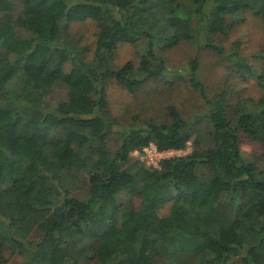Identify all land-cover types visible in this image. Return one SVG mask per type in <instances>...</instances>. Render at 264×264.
I'll use <instances>...</instances> for the list:
<instances>
[{
	"label": "trees",
	"instance_id": "16d2710c",
	"mask_svg": "<svg viewBox=\"0 0 264 264\" xmlns=\"http://www.w3.org/2000/svg\"><path fill=\"white\" fill-rule=\"evenodd\" d=\"M246 13L264 25V0H0V264L6 251L20 264H264V169L242 151L248 140L264 156V97L211 94L197 56L187 78L205 114L167 104L162 119L123 122L107 95L166 79L164 51L181 41L264 92V49L257 71L238 41L216 40ZM86 19L91 58L65 36ZM140 40V63L115 66L117 44ZM189 141L158 166L132 159Z\"/></svg>",
	"mask_w": 264,
	"mask_h": 264
},
{
	"label": "rangeland",
	"instance_id": "374dc122",
	"mask_svg": "<svg viewBox=\"0 0 264 264\" xmlns=\"http://www.w3.org/2000/svg\"><path fill=\"white\" fill-rule=\"evenodd\" d=\"M4 19L5 14L0 17V23ZM98 31L97 22L86 19L70 23L65 36L77 44L86 46L89 52L88 57L91 58ZM216 40L226 48L238 41L240 54L247 58L257 68V71L260 69L262 61L258 55L264 49V25L260 17L246 13L242 21L232 22V27L226 36H220ZM146 51L147 43L145 40L136 43L119 42L115 50L113 63L117 67L127 61H132L138 65ZM164 54L167 60L166 72L168 74L166 79L152 81L135 94L130 93L116 82L109 83L107 95L113 116L123 122L130 121L134 114H141L142 118L162 119L163 108L167 104H174L185 116L194 117L195 115L205 114L207 109L202 104V100L191 89L187 78L189 63L196 56L200 62V77L211 94L226 88L236 90L241 96L255 100L264 97V92L258 86L255 75L249 77L248 80L234 77V74L230 76L226 63L219 55L204 46H196L188 41H181L166 49ZM171 87L174 88L171 90ZM190 151L191 141L187 143L184 150H170L167 157L185 155ZM242 151L245 157L257 162L259 168L264 169V156L258 145L245 140L242 144ZM138 158L146 164L155 166H158V161L161 159L158 158L153 161L145 155L133 152L132 159ZM78 194L81 198H85L86 188ZM130 199V197H123L120 201L126 202L124 207H127L130 205ZM132 200L135 206L139 204L138 198L133 197ZM6 252L5 257L7 260L4 264H20L22 262V255Z\"/></svg>",
	"mask_w": 264,
	"mask_h": 264
},
{
	"label": "built area",
	"instance_id": "2783aa9c",
	"mask_svg": "<svg viewBox=\"0 0 264 264\" xmlns=\"http://www.w3.org/2000/svg\"><path fill=\"white\" fill-rule=\"evenodd\" d=\"M144 155L145 157L152 159L153 161L157 160L158 158H164L167 157V153L170 150H164V151H159L154 143H150L149 145L145 146L143 148ZM138 152V151H135Z\"/></svg>",
	"mask_w": 264,
	"mask_h": 264
}]
</instances>
